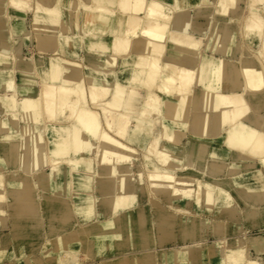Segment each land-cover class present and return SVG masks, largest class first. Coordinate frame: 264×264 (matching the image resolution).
<instances>
[{
  "label": "bare ground",
  "instance_id": "bare-ground-1",
  "mask_svg": "<svg viewBox=\"0 0 264 264\" xmlns=\"http://www.w3.org/2000/svg\"><path fill=\"white\" fill-rule=\"evenodd\" d=\"M28 1L8 0L11 12L25 10L24 5ZM63 1L36 0L35 7L32 8L33 11L31 10L33 13V29L27 31L28 34L26 35L28 37H26L29 38V42L30 37L31 39L34 37L36 48L40 53L52 51L50 55L44 56L46 59L44 65L42 61L37 59L36 67L30 61H24L21 68L13 66L15 65L13 63L15 57L14 55L8 56L9 50L15 51L14 45H12L16 37L13 26L14 21H12L13 16L11 12L7 14L5 12L0 16V19L6 22L5 28L0 29L2 34H5L4 38L0 36V41L2 40L0 50H7L6 53H0V88L3 92L0 97L1 111L5 110V107L12 109L10 115L12 119H15L17 117L14 110L17 109L36 120L39 119L42 111H45L48 117L54 120H47L46 122L52 139V146L49 150L50 159L48 160L42 151L43 140L41 137H36L37 140L32 143L29 142L27 137L30 134L27 126H25L23 142H18L14 139L15 134L7 133L8 123L6 120L4 118L0 119V167L4 166L5 163L13 164L19 144H21V151H24L22 154L24 158L22 159L26 161V171H34L39 166L49 165L51 167L49 172L43 173L44 177H40L38 183L36 178H32L25 173L9 181V187L19 192L13 198L16 210L20 211L15 216L17 225L25 226L28 223L31 228H35L36 223H33V220L35 219L36 200L38 199L36 190L39 184L43 185L44 188H49L56 199L58 195L65 193L63 183L60 180L61 162L70 163L74 179L71 188L72 197L70 199L55 200L53 206L50 207L55 233L62 228V222L71 219L72 215H77L83 218L84 221L93 219L98 212L96 209L98 203L99 205L111 204L114 216L120 208L132 204L136 199L134 184L136 181L141 182L142 174L137 172L138 177L133 176L132 165L130 168V165L128 166L126 162L131 159L134 150L130 148L131 146L126 145L127 142L124 144L121 139L119 140L111 133L125 138L133 117L137 121L138 128H141L148 121L153 122L148 116L151 113L160 111L162 101L158 94L162 92L164 94L163 102L166 106V113L163 117V135L161 134L162 141L160 145L156 142L148 148V154L153 155L152 158L157 165L155 167L156 171L151 170L152 172L148 175L153 187L156 188L158 194L167 197L177 196V200L191 198L194 194L198 203L202 202V197H205L206 204L210 206L222 201V198H220L222 190H216L211 181L199 182L197 188H191L190 182L192 183L193 179L186 181L184 178L177 177L174 173L169 172L170 169L183 168L186 163L185 161H179L177 158L175 142L178 141L176 132L181 133L187 127L191 104L198 105V94H194L192 90L194 82L203 84L204 89L202 90L204 94H207L217 88L215 85L217 80H225V75L227 76L226 81L230 82L231 88L223 92L218 91L212 96L214 99L213 103L210 104L211 107L204 104V109H207L204 115H200L195 110L193 123L199 128H207L209 124H212V127L216 129L228 125L229 130L226 137L228 145L234 150L247 151L253 157H262L261 161L264 165V114H255V117L251 120L257 127L242 123L249 110L246 95L250 93L259 97L264 89V20L260 16L253 14L251 22L248 24L249 31L258 33L261 37L259 53L244 49L239 60L229 61L225 58H206L200 51L201 41L193 35L190 31L189 21L181 15V12L188 5V0H174L170 5L171 10L169 12L166 11L165 7L167 4L165 5L162 0H127V3L120 4L124 9V11H121L127 16L125 26L128 29H125V31L114 29L113 50L112 53L107 54V45L104 42L107 34L105 33L110 30L111 7H118L119 0H92L94 2L92 7L90 6V0H83L82 6L77 0H66V4ZM52 2H56L58 7H52ZM235 2L236 0H220L222 13L229 12ZM61 10L64 13L68 11V13L63 15ZM174 26L177 31L171 28H175ZM215 27L216 35L223 34L226 29V26L222 23ZM23 28V25H21L17 29ZM55 28L61 30L55 32L53 30ZM138 29L143 30L142 34ZM205 36H208L207 32ZM10 39L12 40L10 41ZM166 42L173 43L175 50L171 60L168 59V63L161 64L160 57L163 56ZM84 43H86V55L82 59L85 62L86 60L92 61V64L88 65L89 67L86 69V74H82L83 63L80 59L72 58L74 55L79 54L78 49ZM136 46L138 53L132 63L133 70L124 83L126 86L121 87L118 70L114 71L116 58L122 56V63H124L131 56L128 51ZM184 55H187V60L183 59L185 58ZM40 68L46 71L44 77L41 78L38 71ZM17 70L24 77L22 81L29 82V80L38 79L36 83L40 84V88L35 92L36 94L33 93L35 84L27 82L26 86L17 90L13 77ZM160 77L161 82L157 83V79ZM29 85L30 87H28ZM137 87L145 88L146 96L144 95V103L139 114H134L131 107L136 100L135 89ZM8 91L10 94H4ZM45 92L48 94L46 101L44 99ZM154 92L158 94L153 95ZM17 95L22 96L20 101L16 100ZM87 97L94 104V108L95 105L99 107L98 111L90 108L92 106L87 103ZM259 102L261 100L257 102L256 106ZM66 108L69 110L67 123L59 122L57 118L65 115ZM208 108H211L212 111H208ZM226 126L224 127L226 128ZM89 137L98 141V157H96L97 155L93 157L83 155L84 152L93 148V143ZM28 155L31 157L29 164L26 159ZM146 157L150 159L149 156ZM98 162L111 163L103 181L97 178ZM159 166H162V170ZM257 167L249 170L245 169V173L237 176L236 183L244 190L245 195H253L258 190H264V174ZM75 173L76 175H74ZM52 180L54 183H52ZM1 182L2 175L0 174V187L3 185V182ZM144 185L141 182L142 189L145 188ZM95 189L103 192L101 199L95 197ZM225 195V199L222 201L225 206L231 199L237 201L240 207L245 208L248 205L234 190ZM4 199V192L0 191V209ZM232 210H234L232 206H227L217 210V213L230 212L231 215ZM127 211H124L126 213L123 216L129 221H134L138 225L137 227L142 230L143 224L148 222V210L143 206H139L133 211ZM250 212L248 211V216L252 214ZM181 213L190 214L185 211ZM164 217L168 223H174V214L167 213ZM181 220L184 226L193 223L190 219ZM109 228L100 226L98 228L97 224L86 227L83 237L90 241L88 244L90 250L96 249L98 251L120 247V243L116 240L122 238V235L107 233L106 230L109 231ZM228 228L240 231L239 227L235 225H230ZM193 234L194 232L188 234L190 242L181 247H171L168 252L190 253L200 247ZM51 245L54 247V252L48 249ZM79 245L80 236L73 229H68L45 243V256L48 258L52 253H55L59 257L60 253L64 252L71 256L72 261H69L70 263H76ZM219 247L222 250L221 253L225 255L222 264H254L257 259L245 258V252L252 248L257 251L263 250L264 237H239L236 240H231L228 246L220 245ZM22 258L23 260L20 263L15 262L14 264H43L42 260L29 253ZM67 262L63 263L67 264Z\"/></svg>",
  "mask_w": 264,
  "mask_h": 264
},
{
  "label": "crops",
  "instance_id": "crops-1",
  "mask_svg": "<svg viewBox=\"0 0 264 264\" xmlns=\"http://www.w3.org/2000/svg\"><path fill=\"white\" fill-rule=\"evenodd\" d=\"M11 13H12L11 15L13 16L12 21H14L13 26L15 28L14 29L15 34L21 36V41L24 40V38H26L27 40H25V44L28 45L29 38H27L28 35H26L28 34L27 32L28 30L17 29L22 24L21 25L17 24L15 20L16 17L14 16V12ZM191 32L193 34L197 33L196 29H191ZM105 34H107V36H105L106 38L104 39V42L107 45L106 53L110 54L112 53L113 50L114 29H110L109 32ZM0 35H5V34H2V31L0 30ZM109 36L112 37L111 38L112 40L108 39ZM85 44L86 43H84V45L81 44L79 47V53L81 55L79 59L81 63H83V65H85L86 63L87 66L88 65L90 66L92 64L91 60L90 61L86 60V62L84 63V60L82 59L86 55ZM14 49L17 52L15 46ZM225 49L230 50L231 47L227 46L225 47ZM31 59L29 58L30 62ZM115 64H118V68H119L118 70H120L122 65V56H117ZM114 71H117V69ZM115 80L116 79L114 75V81ZM135 91H136V98H135L136 100L134 101L131 109L132 112H134V114H139L140 110L142 109V105L144 103V98L146 96V89L137 87ZM0 92L2 93L1 88H0ZM137 94H139L140 97L138 101H137ZM257 102L258 100L256 99L254 101L251 100V104L249 105L250 109L255 113H257V111L261 107L260 102L258 103V106H256ZM162 107L163 108L165 107L164 114L161 116L160 111L151 113L148 116V118L153 120V122L148 121L147 123L143 124L141 128L137 127V121L136 119H134L135 117H133L132 121L129 124V128L125 138L118 137L112 133L116 138H118L119 140L121 139V141L124 144L125 142H127L126 145H128V147L131 146L130 148L134 150V153H132L131 155V159L126 162L128 166L132 165V163H136L137 161L148 162V164H151L152 167L157 166L154 159H152L153 155L150 154L147 155V153L150 145L156 142L160 145L162 141L163 117L166 113V106L164 102L163 104L160 105V110L162 109ZM197 111L199 112L200 115H204V113H202L200 109H198ZM194 115H195V110L191 111L190 120L187 122V127L184 129L185 131L183 130L181 133L176 132V136L178 137L177 143L180 144L177 145L180 146L179 151L181 152V154L178 153L177 158L179 159V161L182 162L185 161L186 162L185 165L187 164L189 166V170L185 169L184 167L185 165H184L183 168L179 167V168L170 169L169 172H172L177 177H182V178L187 175H190L191 178L195 176L208 181H211V179H215V177L219 178L220 183L218 186H216V190L218 189L222 190V193L220 195L222 201L223 199H225L226 196L225 194L230 193L232 190H234L248 204L247 207L243 208L240 207L237 201L235 200H233V203H231L230 200L229 203H227V206H232L234 211L236 212L238 216V222H233V223L231 222L230 212H226L223 214L214 213L220 208L227 207L224 205L222 201L216 202V204H214L213 206H207L206 203H204L203 197H202V202L198 203L195 195H193L191 198H187V199L182 198L177 200V196L167 197L166 195L163 196L161 194H158L161 203L159 205V209L163 207L165 208L168 207L170 211L171 210H173L174 212L176 211L175 212L176 214L174 212H170L167 210H166L167 212H162L160 210V212L156 215V213L154 212V206H152V203L150 201V195L147 192V189L146 188L142 189L141 186L139 185L140 183L136 181L134 184L136 199L129 206L125 208H120L115 214V216L111 204L108 203V204L99 205L98 203L96 208L98 212L93 219L89 221L86 220L84 221L83 218L78 217L77 215H72L71 219L62 222V228H60L58 232L55 233L53 227V221L51 218L50 207L53 206L55 200L58 201L63 198L70 199L72 182L74 179V176L72 175V171L70 169H66L65 171L66 174L62 175V178H60V180L63 183V188L65 190V193H63L62 195L61 194L58 195L57 199L54 193L49 188H44V186L40 184L37 186L36 193L38 194V201L36 202V213L34 214V217L35 219L40 221V225L42 224L48 226V232L51 235V238H48L46 242H48L50 239L55 237L56 234L64 233L68 229H73L80 236V245L78 247L79 262L77 261L74 264H84L82 262L83 259L85 261L86 259H90V260L94 259L95 264H222L223 260L222 259L220 260V253L218 251V247L217 249H215L214 244L213 245L210 244V242L212 243L217 242L219 238V235L212 230V227H210L214 221H221L223 223L224 238L230 237L231 231L228 228L230 225L238 226L240 228V233L241 231L242 233H244L248 225H254L258 227V229H260L261 232H263L264 218L263 217L253 218L251 220L246 216V210H247L246 208H249L254 211L264 210V190L262 189L258 190V192H255L253 195H245L244 190L241 189V187H239L238 184L236 183V178L240 174V172L245 173V171L247 170V166H248L247 155L249 152L234 150L228 145L226 140L227 133L229 130L228 125L227 126L223 125L220 128L216 129L212 127L213 126L212 124H209L207 128H202V127L199 128V126H196L193 123ZM249 123L251 126L257 127L251 121ZM224 126H226V128ZM97 143L98 141L96 142V146L98 145ZM138 148L139 150H137ZM140 152L142 155L140 154ZM139 154L140 156H138ZM249 155L251 159L253 158L255 160L254 164L258 166V167L254 166V168L257 167L258 169H261V171L264 174V165L261 161L262 157L259 156L253 157L250 153ZM146 156H149L150 159H148ZM110 165L111 163L103 164L102 162L100 163L98 162L97 178L103 181L104 180L103 178L106 175V171L109 169ZM161 167L162 166H159V168L162 170ZM195 168H197V170ZM202 171L204 172L202 173ZM74 175H76V173ZM31 177L36 178V181L38 183V181L40 182L39 180L40 177H44V176L43 173L40 175V173L36 172ZM230 177L233 178L232 181L231 180L229 181ZM230 182H233L232 188H230L231 186H229ZM52 183H54L53 180ZM102 194L103 192L101 190L95 189L94 195L97 199H101L103 197ZM167 204L169 206H167ZM139 206L145 207L149 212L148 222L143 224L144 226L142 230H140L139 227H137L138 225L134 221L133 222L129 221L128 219L125 218V216H123V214L126 213L124 212L125 210L133 211ZM182 211H186L187 213H190L195 216L194 220L192 221L193 223L188 225L189 227L184 226L182 224V220H181L182 217L179 215V213H181ZM211 211L213 217L215 216V214H217V218H214L215 220L212 218L213 221L212 219L210 220L209 218L208 212ZM167 213L174 214L175 220L173 224H170L165 220L164 216L167 215ZM203 219L207 221L208 224L207 226H202L200 227L202 229H198V230L196 228H193V225L196 224L198 220H203ZM92 224H97L98 228L99 226L107 227V228L110 227L109 228L110 230L109 231L106 230V232L111 233V235H116L118 233L119 235L121 234L122 238L116 240L117 242L120 243L119 244L120 247L117 249L111 248V249L98 250V251L96 249L90 250L88 248L89 246L88 244L90 243V241L88 239H85V237H83V232L86 230V227L88 225H92ZM132 229L134 230L132 231ZM190 232H194L193 237L195 241L199 243L198 246L200 247H198L197 249L193 250V252L190 253H179V252L174 253L171 252L170 250H169L170 252H168V249L171 247H181L184 244L190 242V240L188 239V234ZM261 236L264 237V235ZM252 237H256V236H252ZM211 239L213 240L211 241ZM40 255L43 257L45 256L43 252ZM245 258L248 259L255 258L261 264H263L264 249L257 251L254 248H252L245 252Z\"/></svg>",
  "mask_w": 264,
  "mask_h": 264
},
{
  "label": "rangeland",
  "instance_id": "rangeland-1",
  "mask_svg": "<svg viewBox=\"0 0 264 264\" xmlns=\"http://www.w3.org/2000/svg\"><path fill=\"white\" fill-rule=\"evenodd\" d=\"M77 1H79L78 3H80V6H82L81 3L83 0H77ZM162 1L164 2L165 5L167 4V6H165L166 11L169 12L171 10L170 5L173 3L174 0H162ZM65 2H66V0L63 1V3H65ZM125 2L127 3V0H119L118 7L117 6L115 8H114V6L111 7L112 12H111L110 29H121L122 31L123 30L125 31V29H128L125 26L126 25L125 21L127 20V16H126V14H124L122 12V11H124V9H123V7H121V4H124ZM35 3H36V0H29L28 2H25V5H24L25 10H23L24 12L23 11L14 12V16L16 17L15 20H16L17 24H19V25L22 24L24 27L23 29H26V30L33 29V26H32V21H33L32 15H33V13H32V11L35 7ZM0 5H1L0 6V16L2 14H4L5 12L7 14V13H10L12 11L11 6H9V4H8V0H6V1L0 0ZM92 5H94V2L92 0H90V6L92 7ZM54 6H56V2L55 3L52 2V7H54ZM56 7H58V6H56ZM263 10H264V0H258L255 2H254V0H236L235 4L231 6V8L229 9V12H227L226 14H223L221 11L220 0H188V5L181 12V15H183L185 20L189 21L188 23L191 25L190 29H196L197 33H194L193 35L201 41L200 51L203 53V55L206 58L207 57L225 58L229 61H236V60H239L244 49H249L253 53H259V49H260V45H261V37L258 33H255L252 31L250 32L249 28H248V24L251 22V16L253 14L260 16L264 20V11ZM64 11H66V10H64ZM61 12L63 15L68 13V11H66V13H64L63 10H61ZM219 23L224 24L226 26V29L224 30L223 34L216 35V32H215L216 27L215 26L218 25ZM5 26H6L5 20L2 21V19H0V29L1 28L4 29ZM171 28L176 30V27L175 28L171 27ZM53 30L55 32H57L58 30L60 31L61 29L55 28ZM138 30L142 34L143 30L142 31L140 29H138ZM206 32H207L208 36H205ZM114 34H115V32H114ZM0 36H3V38H4V35H0ZM179 37H180V35H179ZM111 38L112 37L109 36L108 39L112 40ZM11 40L12 39H10V41ZM25 40H27V39L24 38V40L21 41V36H19L17 34L15 39L12 42V45H14L16 47V50H17V52L13 51L12 49L8 51L9 52L8 56L14 55V57H15L14 62H13L15 65H13V66H15L16 68L17 67L21 68L22 64H24V61L28 62L29 58H31V57H32L31 62H32V65L34 64V67H36V60L37 59L39 61H42L43 65H44L45 61H46L44 56L50 55L52 53V51L49 50V51L40 53L35 48L36 42H35L34 37L32 39H30V42H28V45L25 44ZM8 41H9V38H8ZM242 42H244V43H242ZM166 44H165L163 56L160 57V63L162 62L161 64L168 63L169 60H171V57H172L173 52L175 50L173 43L166 42ZM227 46H230L231 49L230 50L225 49V47H227ZM224 50H226V51H224ZM4 52L6 53L7 50H5V51L0 50V53L3 54ZM45 53H47V54H45ZM137 53H138L137 46L132 48L131 50H129L128 54H131V56H129L127 58V60L124 63H122L120 70H118L119 69L118 64H115L114 70H116V69L118 70L120 81H121V84H120L121 87L126 86V85H124V83H125L126 79L129 78V75L131 74V71L133 70L132 63L135 61V59L137 57L136 56ZM34 56H35V58H34ZM80 56L81 55L79 53L77 55H74V57H72V58L73 59L77 58L76 60H78L80 58ZM37 57H39V58H37ZM184 57L185 58H183V59H187V55H184ZM188 58H189V56H188ZM197 61H199V59H197ZM88 67L89 66H87L86 63H85V65H83L82 74H86V71H87L86 69ZM38 71L40 72V78L44 77L43 75L46 71H44L43 69L41 70V68ZM13 77L15 80V85L17 87V90L18 89L20 90L23 86H26L25 84H27V83L33 84V85L35 84L36 89L34 88L33 93L37 92V90H39V88H40L39 87L40 84L36 83V82H38V79H33L34 81L29 80V82L26 81L27 83L25 82V80H23L24 81L23 82L22 79H24V77L21 75V72L19 70H17L14 73ZM35 77H37V76H35ZM226 77L227 76L225 75V80L224 79L221 81L217 80L216 84H215L217 86V88L208 92L207 94H204V91L202 90V89H204L203 84L201 85V84L195 83V82L192 84L193 93L197 94V92H198V98H197L198 105L196 104L197 106H195L193 103L191 104L190 113H189L187 122L190 120L191 111L198 110V109L202 108L200 110L202 113L205 114L207 109H204L205 108L204 104H207L208 107H211L210 104L213 103V99H214L212 96H214L218 91L223 92V91H226V90L231 88V84L229 81H226ZM83 78H84V76H83ZM158 82H161V77L157 79V83ZM28 87H30V85ZM155 93H156V95L158 94L157 92H154L153 95H155ZM2 94H3V92L2 93L0 92V97L2 96ZM4 94L8 95L10 93L8 91L6 93L4 92ZM158 95H159L161 101L164 100L163 92L158 94ZM47 96H48V94H47V92H45L44 93L45 101L48 98ZM246 97H247V101H248L249 105L251 104V100L252 101H254L255 99L258 101L261 100V102H260L261 107L259 108L257 113L252 111L250 109V106H249V110L247 111V114L244 116V119L242 120V123L250 125L249 122L253 119L255 114H264V89L262 90V93H260L259 97L254 96L250 93H248V95H246ZM257 98H259V99H257ZM21 99H22V96L17 95L16 100L20 101ZM86 99H87V103L89 104V106H92L90 108H92L93 110H97V111L99 110V107L96 105L94 108V104L91 102V100L88 97ZM138 99H140L139 94H137V101H138ZM161 104H163V102ZM0 106H2V103H0ZM199 106H200V108H199ZM11 111H13V110L10 108H6V107H5V110H3V111H1V109H0V119L4 118L6 120V122L8 123L7 133L15 134L14 139L17 140L18 142L20 141L22 143L23 139H24L23 138L24 127L27 126V129H28L29 134H30V136L27 137L28 141L32 143L33 141L37 140L36 137H41L43 140V146H42V151L44 152L43 154L49 160L50 159L49 150L52 146V143H51L52 139L49 135V130L47 129L46 122H47V120H49V121L50 120L54 121V120L49 118L48 114L45 111H42L41 116L39 117L38 120H36L34 117L30 118L27 116L26 113L19 111L17 109L14 110L15 111L14 114L16 115L17 118L12 119L11 115H10ZM208 111H212V109L208 108ZM164 112H165V107L164 108L162 107V109L160 110V115L162 116L164 114ZM64 114L65 115L59 116L57 118V119H59L58 120L59 122H62V121L66 122L67 116L69 114L68 108H66ZM42 134H43V136H42ZM89 139L93 143V148L91 150H87L86 152H84L83 155H85V157H89V156L93 157L95 155L98 156L99 148L96 146L97 141L91 137H89ZM177 144L178 143L175 144V150H176V156L178 157V153L181 154V152L179 151L180 146H178ZM17 148L18 149H17V152L15 154L13 164L12 163H10V164L5 163L4 166L0 167V170H1L0 174L2 175V182H3V185H1V187H0L1 188L0 191L4 192V195H5L4 202L1 204V209H0L1 210L0 211V264H14L15 262L20 263V261L23 260L22 257L24 255H28V253L34 254L35 257L42 260L43 264H54L55 262L57 264H64L63 262H65V261L71 262L72 261L71 256L69 254L64 253V252H61L59 257L55 253H52L51 256H49L48 258L46 256L43 257L40 255L42 252L44 254H46L44 246H45L46 240L48 238H51V235L48 232V226L47 225H42V224L40 225L39 224L40 221L37 219H34L33 223H36V226H35V228L34 227L31 228V226H29L28 223L25 226H20V225H17V223L15 221L16 220L15 216L20 211L16 210V206H14L15 203H14L13 198L16 197L19 194V192L14 191V190H12L11 187H9L10 186L9 181L18 178V175H20L22 173H25L28 176H32L36 172L40 173V175H41L42 173H45L46 171L51 170L50 169L51 167L48 165V166L36 167L34 169V171H36V172L26 171L25 170V168H26L25 162L26 161H24L22 159V158H24V157H22V154L24 153V151L23 150L21 151V144H19ZM136 153H137V151H136ZM140 154H141V152H140ZM29 155L26 158L28 161L27 162L28 164L31 161V157ZM254 161L255 160L253 158L251 159L250 155L248 153V155H247V165H248L247 170L249 168H254V166H256L254 164ZM149 165H151V164H148V162L137 161L136 163H132V168L131 167L130 168L132 170V174L134 177H136V178L138 177L137 172L142 174L141 182L143 183V185L145 184L144 187L147 189V192L150 195V201L152 203V206H154V212L157 215L159 213L158 211H160V210L162 212H165L166 210L167 211H170V210L168 207L167 208L163 207V208L159 209V205L161 204L160 198L158 196L156 188L153 187L152 181L150 180V177L148 176L150 174V172L156 171V168L149 166ZM184 167H185V169L189 170V166L187 164ZM20 168H21V171H20ZM66 169H70V170L72 169L70 163L61 162L60 163L61 178H62V175L66 174L65 173ZM195 169L197 170V168H195ZM240 174H242V172H240ZM183 178L186 181L193 179L194 183L190 182L191 188H197L199 182L205 181V179L203 180L200 177L191 178L190 175H187ZM230 180L232 181L233 178L230 177L229 181ZM144 181H146V182H144ZM211 181H212L211 184L213 186H215V188L220 183L219 178L211 179ZM138 182L140 183V186H141V182L140 181H138ZM147 182H148V185H147ZM232 184H233V182H230V184H229V186H231L230 188H232ZM14 192H17V193H14ZM70 197H72V194L70 195ZM203 198H205V197H203ZM37 201H38V199L36 200V202ZM230 202L233 203V199H231ZM204 203H206V200H204ZM167 206H169V205L167 204ZM207 206H210V205H207ZM248 211H251L250 213H252L249 216L247 215ZM170 212H174V211L171 210ZM208 213H209L210 220L212 218L213 219L217 218V214H215L214 217L212 216V211L208 212ZM214 213H217V211ZM179 215L182 217L181 219H183V220L190 219L191 221H193L195 218V216L192 214L179 213ZM231 215H232L231 216V222L232 223L238 222V216L234 210H232ZM246 216H248V218H250L251 220L253 218H260V217L264 218V210L254 211V210L247 208ZM196 217H198V216H196ZM202 217H204V216H202ZM213 219H212V221H213ZM201 222H202V224H201ZM188 225H186V226L189 227ZM207 225L208 224H207V221L205 219L198 220L197 223L193 225V228H196L198 230V229H202L200 227L207 226ZM210 227H212V230L216 234L219 235L218 241L215 243L210 242V244L211 245L214 244L215 249H217V247H218V251L220 253V260L221 259L224 260V258H225L224 253H221L222 250L219 247L220 245L221 246H228L231 240H236L239 237H246V236L250 237V236L264 235V231L261 232L260 229H258L254 225H248V227L246 228L244 233H242V231L240 233V231H238V229H233V230H230L231 231L230 237L224 238V236H223L224 227H223V223L221 221H214ZM214 227L217 229H215ZM58 235L59 234H56L55 236H58ZM212 240L213 239H211V241ZM48 249L50 251L54 252V247L52 245L49 246ZM77 252H78V249H77ZM78 255H77V258L79 259ZM77 261L79 262V260H77ZM257 261L258 260H256V262L254 264H261ZM68 262H67V264H74V263H70V262L68 263ZM82 262L84 264H95L94 259L93 260L86 259V261L83 259Z\"/></svg>",
  "mask_w": 264,
  "mask_h": 264
}]
</instances>
